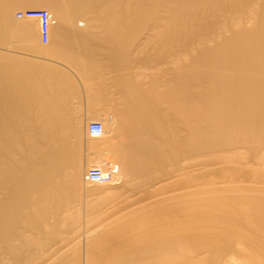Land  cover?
<instances>
[{"label": "bare ground", "instance_id": "bare-ground-1", "mask_svg": "<svg viewBox=\"0 0 264 264\" xmlns=\"http://www.w3.org/2000/svg\"><path fill=\"white\" fill-rule=\"evenodd\" d=\"M0 264H264V0H0Z\"/></svg>", "mask_w": 264, "mask_h": 264}, {"label": "rangeland", "instance_id": "rangeland-1", "mask_svg": "<svg viewBox=\"0 0 264 264\" xmlns=\"http://www.w3.org/2000/svg\"><path fill=\"white\" fill-rule=\"evenodd\" d=\"M30 7H35V6H17L15 7L13 10H12V15H13V19L15 20H21L20 17L17 16L16 14V10L17 9H23V8H30ZM44 8V7H42ZM33 21V20H31ZM33 24H35V26L37 25L38 21L36 19H34V21L32 22ZM36 40L38 41L39 45L45 47V46H48L47 44H45L44 42H42V40L40 39V34L39 32L36 34ZM23 42H19V44H15L16 47H13V50L14 51H7V53L9 55H15L17 57H23V58H27V60H30L32 62H42V63H46V64H50L52 65L53 67H57L59 70H61L62 72L64 71L67 75L71 76L79 85H80V88H81V92H80V95H79V100H77L75 97H69L68 100H66L68 98V96H65V95H61V94H58L56 95V99L57 100H64L62 102H59V103H56V104H44V103H38L36 104V106H34V108L36 107H50V106H63L64 105H68V106H75L77 104L80 105V115L82 118H88V121H90L91 119H97V117L99 118V116H102L104 117V119L108 120L109 123H112L113 122V118L115 116L114 114V111L112 109H103L101 111V113L99 114V116H96V113H94L92 110H90L89 106L87 105V96H86V93H85V89L83 87V81L81 80V78L79 77L78 74H76L75 72H73L70 68H68V66H66L64 63H62L61 61L58 62V61H54L53 58L51 59L50 57L47 58V56L45 57L43 54H40L39 52H35V51H28L25 46H23L22 44ZM53 97L55 98V94L53 95ZM59 97L61 99H59ZM66 100V101H65ZM88 138V142L91 144L93 143L95 140H100V139H97V138ZM109 139V138H108ZM86 154L84 157H86V162L84 161V159L82 160L81 163H83V165L87 168L89 165H92L93 163V160L96 159V157L98 155L94 154L93 152H89L88 150L85 151ZM88 154V155H87ZM112 156V155H111ZM109 156V160H114L113 156L111 157ZM98 158V157H97ZM108 160V161H109ZM85 168V169H86ZM84 173V171H83ZM96 184V183H95ZM111 184V183H110ZM110 184H108L107 186H110ZM88 185H91V184H87L86 182H84L83 186H82V189H81V195L83 196V198H87V192H88ZM99 185V184H97ZM106 186V185H104ZM117 201H110L109 203H107L103 209L105 208L106 212L108 213L106 218L104 220H109L111 219L112 215L114 213H116V211H118V207L117 205ZM117 207V208H116Z\"/></svg>", "mask_w": 264, "mask_h": 264}, {"label": "built area", "instance_id": "built-area-1", "mask_svg": "<svg viewBox=\"0 0 264 264\" xmlns=\"http://www.w3.org/2000/svg\"><path fill=\"white\" fill-rule=\"evenodd\" d=\"M18 17L30 18L34 17L39 20L40 39L42 42H47L49 39V28L52 21V14L47 8L30 7L17 9ZM86 133L89 136H98L103 131V123L98 119H91L87 122ZM118 171V166L114 163H109L106 169L96 164L89 165L83 173V180L87 183L107 182L112 179Z\"/></svg>", "mask_w": 264, "mask_h": 264}]
</instances>
